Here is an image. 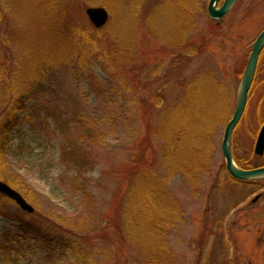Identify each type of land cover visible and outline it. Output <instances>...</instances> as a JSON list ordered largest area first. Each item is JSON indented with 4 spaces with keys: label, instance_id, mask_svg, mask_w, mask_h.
<instances>
[{
    "label": "rangeland",
    "instance_id": "1",
    "mask_svg": "<svg viewBox=\"0 0 264 264\" xmlns=\"http://www.w3.org/2000/svg\"><path fill=\"white\" fill-rule=\"evenodd\" d=\"M6 1L0 3V36L8 38L20 27V47L9 45L3 52L0 42V58L9 51L10 71L22 72L18 81L6 75V82L17 85V97L33 96L18 113L0 180L34 211L26 216L0 194V264H79L83 258L91 264L142 263L143 236H133L134 225H127V190L138 176L135 170L165 176L162 142L154 134L159 112L207 71L212 83L221 85L217 93L228 94L231 114L211 133L209 172L197 182L181 172L164 180L177 202L171 211L176 218L153 236L165 261L151 264H264V178L234 179L221 150L252 45L264 29V0H238L221 19L208 14L209 0H185L189 10L183 12L194 27L189 23L180 42L181 13L171 18L164 11L175 0H57L58 36L76 50L69 63L47 69L38 81H31L21 56L41 41L36 16L42 0ZM90 6L108 10L106 25L96 28L90 22ZM92 40L98 48L84 59ZM4 109L0 103V126ZM263 123L264 50L233 136L235 158L249 168L264 164L254 153ZM69 140L85 148L64 153ZM139 212L138 206L133 214ZM18 217L36 228L20 226ZM69 235L79 243H68ZM83 236L89 241L85 255L76 247Z\"/></svg>",
    "mask_w": 264,
    "mask_h": 264
},
{
    "label": "trees",
    "instance_id": "2",
    "mask_svg": "<svg viewBox=\"0 0 264 264\" xmlns=\"http://www.w3.org/2000/svg\"><path fill=\"white\" fill-rule=\"evenodd\" d=\"M52 2V1H51ZM42 0L39 4V13L36 16L38 19V27L41 32V41L33 48V52L22 54L21 58L25 62L26 66L30 68L32 79L31 81H38L41 74L47 69L57 67L61 63L68 62L74 56L75 48L66 43V39H60L58 36L59 18L54 12L61 8L60 3L57 0ZM176 4H173L175 3ZM1 5H5L8 2L6 0H0ZM5 3V4H4ZM187 4V5H186ZM176 5V9H174ZM48 6V7H47ZM51 7V8H50ZM195 7L194 9H196ZM52 11H49V10ZM189 10L188 3L185 0H175L168 4L164 11L167 12L169 17L173 18L175 12H179L180 18L184 19L181 25H178L177 36L179 42L183 36L191 27H194L190 20V16L186 15ZM174 14V16H173ZM1 15V12H0ZM16 15V13H15ZM25 18L26 12L23 11ZM17 18V16H16ZM2 19L0 18V21ZM165 20H170L165 17ZM190 23V25H189ZM24 26L26 25L23 22ZM169 25V23H168ZM20 29L17 27L16 31L6 38L0 36V42L2 43V50H9V45L18 46V39L16 33ZM39 37V34H38ZM43 37V39H42ZM39 39V38H38ZM93 41V42H92ZM88 43V47L84 51V59L90 57L98 47L94 40ZM11 42V43H10ZM4 52V50H3ZM9 52V51H8ZM4 58H0V103L4 106V111L7 112L3 123L0 126V168H3L5 154L8 152L11 135L19 124L18 113L26 106L25 100H28L33 96L30 93H23V96H18L13 90L17 85H12V82H6V75H11V78L19 79V75L22 74L21 70L14 69L10 71L8 61L10 57L7 55ZM27 57H26V55ZM30 64V65H29ZM12 73V74H11ZM2 80H4L2 82ZM213 76L209 71L200 75L196 80L188 82L186 91L182 97L173 104H168L163 110L159 112L156 126L154 127V134L158 137L162 144V165L167 170L165 176H160L158 172L153 170L138 169L135 170L138 174L133 186L127 190L126 203V217L128 227L134 225L135 234L140 239V248L145 252V257L142 263L138 264H151V261L159 262L165 261V253L163 250H158L157 243L159 240H155L153 236L160 233L163 234L162 229L167 225L174 224L175 216L171 215L173 207L177 202L171 197L170 191L167 189V183L165 179H169V176L174 172H181L183 175L192 178L196 182L200 179L203 172H209V168L212 159V151L214 149L213 139H211V133L214 131L215 126L223 120H227L231 112L228 110L229 97L228 94L221 95L217 93L220 84L214 85ZM217 90V91H215ZM12 92V96L8 99L5 97V93ZM216 92V93H215ZM15 93V94H14ZM233 113V112H232ZM69 145L71 147H69ZM78 148L83 151L84 144H79L77 141L69 140L68 146L64 147V153L69 151L77 152ZM80 166L86 164V162H77ZM238 163L243 167H249ZM168 171V172H167ZM0 178H4L0 175ZM6 180V179H5ZM6 200H10L6 196L2 195ZM139 206V214H133L134 209ZM1 211V210H0ZM1 214V212H0ZM25 212V215L27 216ZM131 218L135 221H131ZM20 226L23 227H35L34 222H29L24 217H18ZM167 224V225H165ZM36 228V227H35ZM39 230V229H38ZM37 230V231H38ZM51 233V231L49 230ZM138 233V234H137ZM131 234V233H130ZM139 235V236H138ZM70 236V235H69ZM68 243H79L72 239ZM83 241L77 247L81 254L83 247L89 242L85 240V236L81 237ZM156 245H155V244ZM161 244V242H160ZM147 249V252L144 251ZM161 253H160V252ZM160 254V255H157ZM85 255V254H84ZM90 259L83 258L79 264H91Z\"/></svg>",
    "mask_w": 264,
    "mask_h": 264
},
{
    "label": "water",
    "instance_id": "3",
    "mask_svg": "<svg viewBox=\"0 0 264 264\" xmlns=\"http://www.w3.org/2000/svg\"><path fill=\"white\" fill-rule=\"evenodd\" d=\"M209 0L207 11L211 18L221 19L234 6L238 0ZM86 14L90 22L96 27H103L109 19V12L103 6H90L86 8ZM264 49V29L255 39L249 54L245 69L243 71L236 105L232 117L226 123L221 142V150L225 159V167L235 178L242 180H253L264 178V165L255 168H242L236 162L233 155V134L240 122L248 102L249 91L255 78L260 55ZM256 154L264 153V124L259 132L255 145ZM0 193L14 200L23 210L33 212L34 207L23 197V195L8 183L0 180ZM256 199V198H255Z\"/></svg>",
    "mask_w": 264,
    "mask_h": 264
},
{
    "label": "flooded vegetation",
    "instance_id": "4",
    "mask_svg": "<svg viewBox=\"0 0 264 264\" xmlns=\"http://www.w3.org/2000/svg\"><path fill=\"white\" fill-rule=\"evenodd\" d=\"M262 55V54H261ZM255 77H256V75H255ZM254 81H255V78H254ZM254 81H253V84H254ZM253 84H252V86H253ZM251 89H252V87H251ZM251 89H250V91H251ZM264 124V123H263ZM263 124H262V126H263ZM262 126L260 127V129H259V131H258V134H257V137H256V141H255V145H256V142H257V139H258V136H259V132H260V130H261V128H262ZM255 145H254V153L256 154V152H255ZM256 155H258V156H262V157H264V153L263 154H256ZM264 164H262V165H260V166H263ZM259 167V166H258Z\"/></svg>",
    "mask_w": 264,
    "mask_h": 264
}]
</instances>
